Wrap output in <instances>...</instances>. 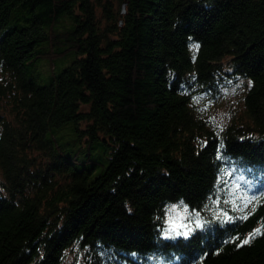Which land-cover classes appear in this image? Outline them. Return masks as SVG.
<instances>
[{"label": "trees", "instance_id": "trees-1", "mask_svg": "<svg viewBox=\"0 0 264 264\" xmlns=\"http://www.w3.org/2000/svg\"><path fill=\"white\" fill-rule=\"evenodd\" d=\"M0 108V264H264V202L163 231L264 194V0H0Z\"/></svg>", "mask_w": 264, "mask_h": 264}, {"label": "rangeland", "instance_id": "rangeland-1", "mask_svg": "<svg viewBox=\"0 0 264 264\" xmlns=\"http://www.w3.org/2000/svg\"><path fill=\"white\" fill-rule=\"evenodd\" d=\"M38 69L40 74L42 75L43 81L39 82H47L49 80V76L51 73L50 65L46 61H41L38 63ZM245 84L244 82L240 79L238 82L233 83L228 85L226 88H223L222 91L217 94L216 98L214 99H207L202 102V106L207 111L210 113V118L215 122L217 125H224L228 123V121L231 118H239L240 116L238 115L239 113L241 114L243 110L242 106V98L245 92ZM0 114L5 115L6 117H9V113L5 111V109L0 108ZM228 184V181H227ZM244 196L243 194L239 195L235 194V191L231 192V195L227 197L226 199L223 200V204L217 207L209 208L207 209V212L205 214H202L201 211L196 210V212L199 213V222L204 224L205 219L207 218L206 216L209 215L215 217L216 215H224L225 213L227 214V217H229V210L232 211H237L240 208H245L244 204L245 201L241 199V197ZM239 198L238 200H235L236 198ZM225 201H232L231 203H226ZM238 201V204L235 202ZM172 205H177V212L180 215H185L184 208L181 206V202H176V203H168L164 207V229L168 228L169 225L166 223L168 220V209ZM184 205V204H183ZM186 206V205H184ZM248 208V206H247ZM245 208V209H247ZM193 209H190L187 207V212L191 213ZM175 215V213H173ZM226 217V216H225ZM187 223V220L184 221ZM175 223H179V221H175ZM189 227H194V224H189ZM72 259V254H68L66 257V260L64 264H70V261Z\"/></svg>", "mask_w": 264, "mask_h": 264}, {"label": "snow or ice", "instance_id": "snow-or-ice-1", "mask_svg": "<svg viewBox=\"0 0 264 264\" xmlns=\"http://www.w3.org/2000/svg\"><path fill=\"white\" fill-rule=\"evenodd\" d=\"M199 45H193L194 49H198ZM249 86H251V82H249ZM245 201L244 207L247 208L249 204H252L253 202H264V194L257 197L255 195L249 197L247 194H244V196L241 197ZM226 203H231L232 201H225ZM181 206L184 208L185 215H180L177 212V205H172L168 209V220L166 223L169 225L168 228L164 229V235L165 237H172V236H189L193 231L194 228L189 227V224H194L195 228H201L203 227V224L199 222V213L196 212L195 209L192 210L191 213L187 212V206L183 205V202H181ZM252 211H255V208L252 209ZM175 213V215H173ZM225 216L227 218V221H231L232 217H227V214L225 213ZM240 219H247V215H243L240 217ZM187 220V223L184 221ZM175 221H179V223H175ZM264 232V227L254 229L247 238L240 239L239 243L237 244V247H240L244 244H248L251 242L253 238H255L256 235L261 234ZM238 239V238H233ZM103 255H106L103 254ZM135 255V254H133Z\"/></svg>", "mask_w": 264, "mask_h": 264}]
</instances>
